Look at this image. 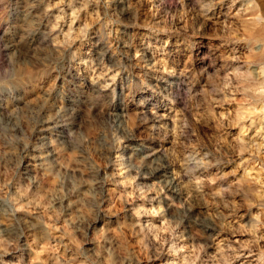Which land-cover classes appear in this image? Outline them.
I'll return each instance as SVG.
<instances>
[{"label":"clouds","instance_id":"obj_1","mask_svg":"<svg viewBox=\"0 0 264 264\" xmlns=\"http://www.w3.org/2000/svg\"><path fill=\"white\" fill-rule=\"evenodd\" d=\"M144 2L39 0L0 45V264H264V0Z\"/></svg>","mask_w":264,"mask_h":264},{"label":"rangeland","instance_id":"obj_2","mask_svg":"<svg viewBox=\"0 0 264 264\" xmlns=\"http://www.w3.org/2000/svg\"><path fill=\"white\" fill-rule=\"evenodd\" d=\"M135 2V0H132ZM129 3V0H112L111 11L114 13H119L121 18L124 19L127 23L132 22V17L130 12L122 10L121 6H125ZM156 3L160 7V17H163L169 10H174L172 0H156ZM149 5L146 0L141 7L140 12V21L143 22L147 16V9ZM43 5L39 3V0H0V45L7 43L12 40L18 33H23L25 36H28L30 33L34 35V30L39 28L37 13L42 11ZM159 18V17H158ZM106 35V33H105ZM146 33H142L140 29H129V28H120L118 36H114L113 40L116 44L119 45L121 50L129 51L134 47H143L145 46L144 37ZM28 41H24L21 44V48H24V45ZM125 44L129 47L126 49ZM102 48L111 55V50L107 47V41H102ZM198 45L185 46L181 48L180 45H177L175 52H168L167 56L175 55L177 58L181 56H187V62L191 63L195 59L194 48ZM120 59L119 56H112V61L116 62ZM99 62V61H98ZM127 63V59L125 60ZM2 71V68H0ZM138 69H130V76L128 80H124L123 83L127 86L130 84V80L135 78V73ZM67 83V81H66ZM55 87V84H53ZM83 87V85H80ZM65 90L63 88L59 89L55 95V104L57 106L64 105ZM30 93L27 89H24V94L21 96L19 93L16 96H10L6 99V103L9 107L14 104H20L27 101ZM111 98L107 94L100 91L97 87L93 92L88 94V99L84 101L86 105H103L106 108L110 105ZM5 104V99L0 98V108H3ZM52 107V106H50ZM81 102L78 99L73 100V105L71 108L64 106V112L62 117L57 118L60 124L70 125L74 121V116L81 111ZM18 264H23V258L21 257L18 261Z\"/></svg>","mask_w":264,"mask_h":264}]
</instances>
